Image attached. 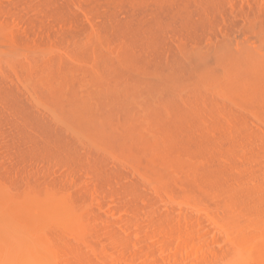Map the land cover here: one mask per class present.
Segmentation results:
<instances>
[{
  "label": "bare ground",
  "instance_id": "6f19581e",
  "mask_svg": "<svg viewBox=\"0 0 264 264\" xmlns=\"http://www.w3.org/2000/svg\"><path fill=\"white\" fill-rule=\"evenodd\" d=\"M1 141L0 264H264V0H0Z\"/></svg>",
  "mask_w": 264,
  "mask_h": 264
},
{
  "label": "rangeland",
  "instance_id": "374dc122",
  "mask_svg": "<svg viewBox=\"0 0 264 264\" xmlns=\"http://www.w3.org/2000/svg\"><path fill=\"white\" fill-rule=\"evenodd\" d=\"M1 143H2V141L0 142V145H2ZM1 147H2V146H1ZM2 149H3V148H2ZM2 149L0 150V155H1V153H3L2 155H3L4 157H3L2 155H1L0 157H2V158H4V159H1V160H2L1 162H4V163L6 164V165L4 164L5 166H7V165H8V166H9V165H14L15 162H14V158H13V156H12L11 154H9V153L2 152V151H3ZM7 154H8V155H7ZM4 160H5L6 162H5ZM11 161H12V162H11ZM13 162H14V163H13ZM9 163H10V164H9ZM12 163H13V164H12Z\"/></svg>",
  "mask_w": 264,
  "mask_h": 264
}]
</instances>
